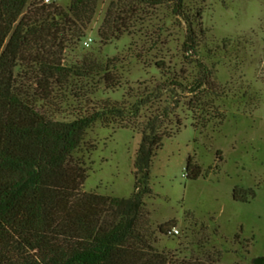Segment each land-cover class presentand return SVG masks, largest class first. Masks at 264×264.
<instances>
[{
    "label": "rangeland",
    "instance_id": "374dc122",
    "mask_svg": "<svg viewBox=\"0 0 264 264\" xmlns=\"http://www.w3.org/2000/svg\"><path fill=\"white\" fill-rule=\"evenodd\" d=\"M34 2L45 6L31 0L26 13ZM109 2H99L84 37L62 44L59 82L55 74L47 86L50 114L72 121L107 99L129 107L157 83L169 84L163 99L144 105L138 119L170 111L164 124L173 136L154 158V193L145 198L154 245L180 260L264 264V0H185L189 23L160 6L103 42L99 30ZM70 4L55 0L44 17ZM190 28L193 50L186 44ZM43 71L31 58L16 70L18 84L34 92ZM105 74L113 79L109 85ZM204 74L210 85L200 84ZM140 128L98 121L88 130L73 154L88 170L84 191L131 197ZM189 157L203 172L197 180L186 176Z\"/></svg>",
    "mask_w": 264,
    "mask_h": 264
},
{
    "label": "trees",
    "instance_id": "16d2710c",
    "mask_svg": "<svg viewBox=\"0 0 264 264\" xmlns=\"http://www.w3.org/2000/svg\"><path fill=\"white\" fill-rule=\"evenodd\" d=\"M30 1L0 0V264H219L213 258L206 263L180 260L154 245L145 198L154 193V158L165 138L173 136L164 124L170 111L166 108L142 122L138 119L144 105L163 99L169 84L157 83L137 95L129 107L107 99L72 121L54 118L46 104L53 93L47 86L55 74L59 82L60 49L72 37H84L101 0H71L68 11L56 7L46 17L43 13L49 7L36 2L26 13ZM109 1L99 30L103 42L119 38L140 13L160 6H170L184 21L191 20L185 0ZM194 33L190 28L186 42L192 50L196 46ZM31 58L46 76L36 80L34 92L24 90L16 74ZM202 77L200 84L210 85L209 75ZM112 80L105 74L107 85ZM173 85L180 86L177 82ZM98 121L113 128L141 127L134 191L129 198L84 191L88 170L73 154ZM181 126L177 121V131ZM186 171L192 180L203 173L191 157ZM236 193L237 189L238 200Z\"/></svg>",
    "mask_w": 264,
    "mask_h": 264
},
{
    "label": "built area",
    "instance_id": "2783aa9c",
    "mask_svg": "<svg viewBox=\"0 0 264 264\" xmlns=\"http://www.w3.org/2000/svg\"><path fill=\"white\" fill-rule=\"evenodd\" d=\"M54 2H55V0H44L43 4H44L46 7H49V6H51L52 4H54ZM86 44H88V43H86ZM171 232L178 234V233H179V230L176 229V228H173V229L171 230Z\"/></svg>",
    "mask_w": 264,
    "mask_h": 264
}]
</instances>
